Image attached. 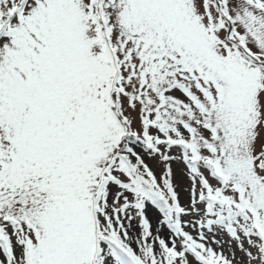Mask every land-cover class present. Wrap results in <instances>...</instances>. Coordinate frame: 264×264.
<instances>
[{
  "label": "snow or ice",
  "instance_id": "1",
  "mask_svg": "<svg viewBox=\"0 0 264 264\" xmlns=\"http://www.w3.org/2000/svg\"><path fill=\"white\" fill-rule=\"evenodd\" d=\"M0 264H264V0H0Z\"/></svg>",
  "mask_w": 264,
  "mask_h": 264
},
{
  "label": "rangeland",
  "instance_id": "2",
  "mask_svg": "<svg viewBox=\"0 0 264 264\" xmlns=\"http://www.w3.org/2000/svg\"><path fill=\"white\" fill-rule=\"evenodd\" d=\"M175 167V166H174ZM149 216L152 219L153 223L155 224V213L154 212H149ZM225 239H227V237H225Z\"/></svg>",
  "mask_w": 264,
  "mask_h": 264
}]
</instances>
